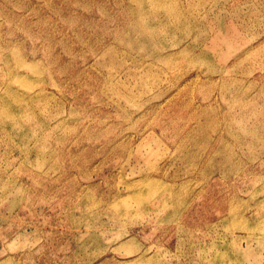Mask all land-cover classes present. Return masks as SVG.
I'll list each match as a JSON object with an SVG mask.
<instances>
[{"label":"rangeland","instance_id":"rangeland-1","mask_svg":"<svg viewBox=\"0 0 264 264\" xmlns=\"http://www.w3.org/2000/svg\"><path fill=\"white\" fill-rule=\"evenodd\" d=\"M0 264H264V0H0Z\"/></svg>","mask_w":264,"mask_h":264}]
</instances>
